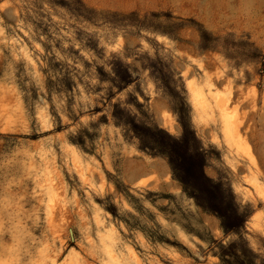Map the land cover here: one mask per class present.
<instances>
[{"label": "rangeland", "instance_id": "374dc122", "mask_svg": "<svg viewBox=\"0 0 264 264\" xmlns=\"http://www.w3.org/2000/svg\"><path fill=\"white\" fill-rule=\"evenodd\" d=\"M133 125L195 131L264 262V0H0V264H218L237 235Z\"/></svg>", "mask_w": 264, "mask_h": 264}, {"label": "trees", "instance_id": "16d2710c", "mask_svg": "<svg viewBox=\"0 0 264 264\" xmlns=\"http://www.w3.org/2000/svg\"><path fill=\"white\" fill-rule=\"evenodd\" d=\"M133 128L140 148L154 155L165 156L172 176L181 184L183 192L193 198L201 209L217 215L225 234L237 235L235 240L227 243L212 241L218 248L215 252L218 264H264L241 234L245 217L238 212L237 204L226 201L221 185L205 174V152L195 131L183 125L181 136L174 138L157 127L152 130L150 127L133 125ZM78 144L82 146V141ZM109 210L116 216L114 209Z\"/></svg>", "mask_w": 264, "mask_h": 264}, {"label": "bare ground", "instance_id": "6f19581e", "mask_svg": "<svg viewBox=\"0 0 264 264\" xmlns=\"http://www.w3.org/2000/svg\"><path fill=\"white\" fill-rule=\"evenodd\" d=\"M191 90H193V94L198 98L197 99L198 102L201 103L202 102L201 99H204L202 96H201V98L199 97L201 94H199V92H197L195 90V88H193V87H192ZM203 102H205V101H203ZM203 102H202V104H204ZM195 103H196V101H195ZM215 105H216L215 107H217L218 116H219L220 121L222 123V129H223V132H224L225 137L227 139L232 138L234 133L237 134V132H239L238 125H237L238 123L233 124L231 122V120H229L228 113L226 112V103H225V101L223 99H218L217 98L215 100ZM204 106H205V104H204ZM234 121H236V120L234 119ZM245 180H246L247 183H249L255 189V191L257 193V197L259 198L258 200L263 201L264 200V188H262V186H261V184L259 182L258 176L255 173H252L251 172L250 175L246 176V179ZM258 200H257V198L254 199V201H258Z\"/></svg>", "mask_w": 264, "mask_h": 264}]
</instances>
